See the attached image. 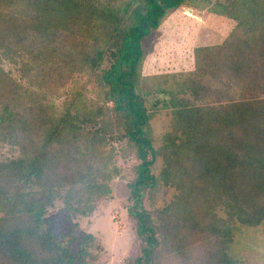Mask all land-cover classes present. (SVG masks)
I'll use <instances>...</instances> for the list:
<instances>
[{
    "label": "trees",
    "instance_id": "obj_1",
    "mask_svg": "<svg viewBox=\"0 0 264 264\" xmlns=\"http://www.w3.org/2000/svg\"><path fill=\"white\" fill-rule=\"evenodd\" d=\"M180 8L233 26L193 49L192 71L144 76V40ZM157 96L171 118L155 148L145 100ZM0 145L17 154L0 161V264H96L74 221L115 178L134 264H236L229 220L264 222V0H0ZM55 202L66 233L45 220Z\"/></svg>",
    "mask_w": 264,
    "mask_h": 264
},
{
    "label": "rangeland",
    "instance_id": "obj_2",
    "mask_svg": "<svg viewBox=\"0 0 264 264\" xmlns=\"http://www.w3.org/2000/svg\"><path fill=\"white\" fill-rule=\"evenodd\" d=\"M223 2L224 0H210ZM233 23L205 11L196 12L180 8L169 13L157 30L144 40L145 62L142 68L144 76L160 74H184L193 69L192 51L205 45L220 44L230 31ZM3 68L16 75V67L4 63ZM162 97H150L145 100L148 111L153 113L150 128L154 139V147L161 144L162 136L170 131V114L159 107L154 109L153 103ZM120 145H117V147ZM17 154L14 149L0 145V161L13 158ZM135 162L133 159L122 161L117 157V166L128 169ZM160 162L156 164L153 174H158ZM111 197L101 199L95 206L92 215L77 217L78 235H91L101 251L96 264H134L140 257V242L136 237V221L128 215L131 206L128 200V190L121 178H115L111 184ZM175 192L168 189L166 202L170 201ZM162 203L158 200L156 205ZM60 204L55 202L49 209L45 220L52 226L54 232L66 233L69 225L62 219L59 212ZM142 208L153 212L146 197L142 199ZM227 219L223 212H218ZM233 230L232 243L228 253L236 264H264V222L256 228L240 226L235 220H229Z\"/></svg>",
    "mask_w": 264,
    "mask_h": 264
}]
</instances>
